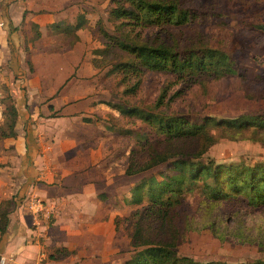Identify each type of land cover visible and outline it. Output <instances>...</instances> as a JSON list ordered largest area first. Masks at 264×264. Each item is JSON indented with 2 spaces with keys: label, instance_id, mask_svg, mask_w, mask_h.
I'll return each instance as SVG.
<instances>
[{
  "label": "crops",
  "instance_id": "crops-1",
  "mask_svg": "<svg viewBox=\"0 0 264 264\" xmlns=\"http://www.w3.org/2000/svg\"><path fill=\"white\" fill-rule=\"evenodd\" d=\"M81 1L0 4V65L14 77L21 122L0 140V202H11L0 256L10 264H125L133 253L114 220L128 223L141 176L126 174L129 149L116 154L122 143L102 118L114 109L99 100L98 70L84 52L96 22L86 13L85 25L65 31L85 12ZM31 194L52 210L50 222L27 212Z\"/></svg>",
  "mask_w": 264,
  "mask_h": 264
},
{
  "label": "rangeland",
  "instance_id": "rangeland-1",
  "mask_svg": "<svg viewBox=\"0 0 264 264\" xmlns=\"http://www.w3.org/2000/svg\"><path fill=\"white\" fill-rule=\"evenodd\" d=\"M109 1H81L84 3L83 16L89 13L92 22H96L84 52H89L91 63L98 70L95 76L99 81L94 88L100 90V101L137 106L155 113L184 114L195 123H200L205 117L218 120L264 114V30L260 28L264 25V0H171L191 11L193 18L190 22L178 26H149L132 30L120 29L116 21L108 19ZM100 28L121 38L125 36L135 43L163 44L176 51L184 48L204 49L216 55L215 58H221L224 54L227 55L225 62L220 61L218 65L226 68L233 63L238 71L234 68V73L221 77H214L212 73L195 76L196 82L187 89L182 88L181 82L170 73L146 71L135 93L129 91L124 94L132 80L123 82L122 76L112 71V67L116 63L130 61L131 57L116 47H107ZM70 39L73 43L72 37ZM13 80L9 69L0 65V135L2 131H8L12 102L17 113L13 124L15 135L18 126H21L19 106L11 93ZM8 95H11L12 100ZM102 118L112 128L121 130L116 131L113 138L122 143L116 149V154H122L124 148L130 151L131 144L137 139L150 142L156 136L152 127L136 117L122 116L116 110L106 112ZM3 138L0 137V140ZM174 144L188 153L206 147L201 157L193 156L191 162L264 163V129L235 131L208 125L205 138L201 136ZM164 166L158 165L138 175L141 179L157 174ZM207 182L210 183V179ZM204 183L200 179L186 193L190 211L195 215L193 227L197 229L184 234L175 248L177 254L187 255L199 262L214 260L238 264L264 261V208L248 209L240 202L221 206L219 210L224 215L219 217L217 226L222 236L217 237L208 224L202 225L204 223L198 217L199 212H196Z\"/></svg>",
  "mask_w": 264,
  "mask_h": 264
},
{
  "label": "trees",
  "instance_id": "trees-1",
  "mask_svg": "<svg viewBox=\"0 0 264 264\" xmlns=\"http://www.w3.org/2000/svg\"><path fill=\"white\" fill-rule=\"evenodd\" d=\"M108 19L116 21L120 29L145 28L149 26L183 25L190 22L193 14L188 9L178 6L171 0H110ZM86 24L83 14H79L75 24L65 26L71 32ZM56 27V24H52ZM264 30V25L260 26ZM106 46L116 47L130 55L131 60L116 63L112 71L122 76V81L132 80L130 91L135 93L140 85L144 72H166L177 78L182 88L187 89L195 81V76L212 73L221 77L234 73L238 67L218 65L225 62L227 55L215 58L212 52L189 48L176 51L166 45L135 43L114 35L100 28ZM36 36L38 34L36 33ZM235 68V69H234ZM234 69V70H233ZM210 75V74H209ZM206 76V75H205ZM129 80V81H130ZM9 96V95H8ZM12 100L11 95L9 96ZM120 115L136 117L155 130L156 136L150 142L137 139L131 144L125 159L128 175H135L154 169L164 164L157 174L142 177L130 190L128 203L135 206L128 223L116 217L114 222L118 230H123L130 238L133 253L125 264H227L222 261L199 262L187 255H178L175 248L182 241L184 234L193 227L195 215L190 211L186 193L192 190L201 179L205 181L199 194L200 200L196 212L202 225H209L217 237L220 227L217 226L223 205L240 202L245 208H264V163L247 165L238 163L191 162V157H201L205 146L196 152H183L174 143L193 140L206 136L208 125L240 131L242 129H264V114L241 115L235 119H214L205 117L200 123L192 122L184 114H167L152 112L137 106H126L106 102ZM159 105V104H158ZM12 114L8 131H2L0 137H13V124L17 113L15 106L9 107ZM88 121V120H86ZM110 130H116L110 125ZM129 132V130H128ZM127 133V132H126ZM186 143V142H185ZM210 179V183L207 182ZM11 202H0V234L6 231ZM197 220V219H196ZM238 264H264L263 260Z\"/></svg>",
  "mask_w": 264,
  "mask_h": 264
},
{
  "label": "built area",
  "instance_id": "built-area-1",
  "mask_svg": "<svg viewBox=\"0 0 264 264\" xmlns=\"http://www.w3.org/2000/svg\"><path fill=\"white\" fill-rule=\"evenodd\" d=\"M2 0H0L1 4ZM6 20L1 12L0 7V30L5 28ZM25 207L27 212H29L34 220L38 222L39 220H43L44 222H50L53 212L52 210L45 204V202L37 195H29L25 200ZM0 264H10L7 259L3 256H0Z\"/></svg>",
  "mask_w": 264,
  "mask_h": 264
}]
</instances>
